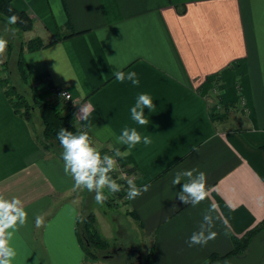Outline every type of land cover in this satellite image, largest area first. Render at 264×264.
Masks as SVG:
<instances>
[{"label": "crops", "instance_id": "crops-1", "mask_svg": "<svg viewBox=\"0 0 264 264\" xmlns=\"http://www.w3.org/2000/svg\"><path fill=\"white\" fill-rule=\"evenodd\" d=\"M9 1L32 19L27 38L42 42L23 49L33 90L57 104L52 86L65 87L92 144L125 152L136 187L149 185L126 200L152 248L148 264H202L263 217L264 0ZM117 70L135 72L139 84L118 81ZM25 86L18 90L27 94ZM145 93L155 107L139 125L131 108ZM81 106H90L86 119ZM125 128L151 144L119 143ZM39 130L14 111L0 81V197H18L28 212L25 225L7 230L12 264H88L75 232L87 209L63 157L38 143ZM190 169L207 178L209 197L196 206L177 196L189 178L172 184ZM213 204L215 238L190 245L194 232L208 230Z\"/></svg>", "mask_w": 264, "mask_h": 264}, {"label": "clouds", "instance_id": "clouds-1", "mask_svg": "<svg viewBox=\"0 0 264 264\" xmlns=\"http://www.w3.org/2000/svg\"><path fill=\"white\" fill-rule=\"evenodd\" d=\"M9 11L11 12L12 9L9 8ZM18 22L21 21L16 14L7 18L9 25H15ZM6 47V40L0 38V56L4 54ZM126 78L133 85L139 84V79L135 72H129L126 75L123 71H116V79L118 81L124 82ZM154 107L155 104L148 94H140L135 106L131 108L132 119L139 125L148 124L144 109L147 108L152 111ZM89 112L90 106H81L79 110V114H83L85 119ZM57 139L60 141L64 150L62 154L65 162L64 171L66 174L71 175L77 189H87L89 192H94V199L97 204H103L108 199V194H115L121 191L122 186L110 175V173L119 170V166L114 157L107 154L102 155L100 151L92 146L87 132L73 134L68 129H61L57 134ZM118 142L127 145L130 149L141 142L148 145L152 141L150 137H142L135 128L131 131L125 128L118 136ZM125 154V152H121L119 149L115 152V155L119 156H124ZM183 177L189 179L182 184L181 191L177 194L182 203L196 206L209 197V192L206 187L207 178L204 172L194 169L183 170L182 173L178 171L172 180V184L180 185ZM127 184V195L129 199H135L149 188V185L137 188L132 179H128ZM105 189H107L108 194L105 193ZM21 204L22 201L18 197L12 198L11 200L0 197V264H12L13 259L17 255L14 248L10 246L12 232H8L7 230L17 228L18 222L19 225H25L27 223L28 212L21 207ZM228 207L232 209L233 205L228 203ZM214 211H217L215 204L205 212L203 217V221L209 223L208 230L194 232L189 240L190 245H206L209 240L215 238L216 233L211 231L214 219L212 213ZM215 219H220L226 223L219 215ZM43 223V217L37 216L35 219L36 226L40 227Z\"/></svg>", "mask_w": 264, "mask_h": 264}, {"label": "trees", "instance_id": "trees-1", "mask_svg": "<svg viewBox=\"0 0 264 264\" xmlns=\"http://www.w3.org/2000/svg\"><path fill=\"white\" fill-rule=\"evenodd\" d=\"M9 8L12 9L11 12L9 11ZM13 14H16L21 21L15 24V27L19 28L20 30L30 29V27L32 26V19L30 16H28L25 10L14 7L9 0H0V19L7 23V18ZM41 44V40L38 36L35 35L28 37L27 39H21L17 48L15 59L16 69L21 78V81L28 86L29 95L26 94L24 90L23 92L16 88V85L13 84L10 80L7 70L5 71V75L0 71V81L2 85H4L6 93L9 95L10 102L15 112L22 115L26 119L31 118L34 112L38 113L41 121V128L35 134V137L38 143L42 145L44 149H48L47 143L52 139L60 144V141L57 139V134L61 129H68L69 131L73 132V134H80L81 132L87 131H85L80 125L76 123L74 104H66V109L62 110L63 106L57 105L51 99L41 98L35 92V90H33L32 83L29 78L28 66L23 54V49L37 48ZM8 49L9 44H7V51ZM6 61L7 58H4L0 61L1 67L3 66L2 68L5 67ZM225 104L227 105V103ZM88 135L91 140V135L89 133ZM92 146L100 151L102 155L105 154V150L109 149L104 146L96 147L94 144H92ZM60 156H62V154ZM126 170L129 171L132 170V168L126 165ZM123 190L124 188L122 187L121 191L117 192V194L121 195ZM109 195L107 200H111V195ZM127 212L131 211L127 210ZM94 221L95 215L91 209H88L87 211L82 213H78L75 219V232L84 252V256L86 259L88 257H92L91 259L93 260L98 255L97 249H105L110 244V241L98 230ZM261 228H264V215L254 225L249 227L243 234H241L240 236H233L232 248L227 253L221 256L217 253H212L204 263L216 257H226L232 254L242 253L247 247L252 235ZM151 249L152 248L150 247V249L148 250V256L151 254ZM88 264L98 263H92L91 261H89Z\"/></svg>", "mask_w": 264, "mask_h": 264}, {"label": "rangeland", "instance_id": "rangeland-1", "mask_svg": "<svg viewBox=\"0 0 264 264\" xmlns=\"http://www.w3.org/2000/svg\"><path fill=\"white\" fill-rule=\"evenodd\" d=\"M29 35H31V30H20L14 25H9L0 19V38L5 39L7 44H9L8 51L6 47L4 54L0 56V61L7 58L4 68H2L3 66L1 67L0 64V71L4 75L6 74L5 71H8L10 80L13 84L16 83L15 85L17 89H21L25 86L20 80L21 78L16 69L15 59L17 48L19 46V41L21 39H27V36ZM29 78L31 79L30 73ZM26 87L27 85L25 88ZM26 91L29 95L28 88ZM32 119L37 124V127L39 126L41 128V121L37 112L33 113ZM47 147L51 152H55L59 155L63 154V147L54 139L47 143ZM119 158L122 159V157ZM105 193L108 194L107 192ZM75 194H79V200L83 210L91 209L94 212V223L96 227L101 234H103L110 241L107 248L97 249L98 255L94 260L91 259L92 257H88V262L91 261L92 263L98 264H116V262L120 259L126 264L127 260L135 258V254L138 250V252L142 255H140V257L144 259L141 264H148V259L145 257L148 249V244L146 243L148 238L144 236L141 230H139V227L133 217L127 214L126 208L129 204L127 201H121L122 197L120 194H116L115 196L111 195V200H106L103 204H97L94 199L95 193L89 192L87 189L81 190L76 188ZM107 252L114 253V256L109 257ZM128 254L130 257L128 256L129 258H126Z\"/></svg>", "mask_w": 264, "mask_h": 264}, {"label": "water", "instance_id": "water-1", "mask_svg": "<svg viewBox=\"0 0 264 264\" xmlns=\"http://www.w3.org/2000/svg\"><path fill=\"white\" fill-rule=\"evenodd\" d=\"M264 256V228L254 233L242 253L216 257L204 264H261Z\"/></svg>", "mask_w": 264, "mask_h": 264}, {"label": "built area", "instance_id": "built-area-1", "mask_svg": "<svg viewBox=\"0 0 264 264\" xmlns=\"http://www.w3.org/2000/svg\"><path fill=\"white\" fill-rule=\"evenodd\" d=\"M52 91L53 93L55 94L56 96V102H57V105L59 106H63V105H66V104H72V100H71V95H70V92L65 88V87H62L61 85L59 84H56L54 86H52ZM217 106H220V103H216ZM224 109H226V107H223ZM105 154L107 155H110V156H113L117 165L119 166V170L118 171H115L113 173H110V175L117 180V183H119L123 188V192L121 193V201H125V200H128V195H127V189H128V184H127V180L128 179H133L134 175H135V171L133 170H126V163L120 159L119 157H122V156H119V155H115V152L116 150H113V149H107L105 150ZM105 192H107V189H105ZM108 193V192H107ZM117 193L115 194H110V195H113L115 196Z\"/></svg>", "mask_w": 264, "mask_h": 264}, {"label": "flooded vegetation", "instance_id": "flooded-vegetation-1", "mask_svg": "<svg viewBox=\"0 0 264 264\" xmlns=\"http://www.w3.org/2000/svg\"><path fill=\"white\" fill-rule=\"evenodd\" d=\"M107 248V247H106ZM115 251H117V250H115ZM107 254H108V256L109 257H112V256H114V253H110V252H107ZM140 253L138 252V250H137V253L135 254V258L134 259H131V260H127L126 261V264H141V263H143L142 261L144 260L143 258H141L140 257ZM130 257V255L128 254L127 256H126V258H129ZM142 256V255H141ZM118 259V258H117ZM120 261V262H119ZM119 261H117L116 262V264H125L122 260H120L119 259ZM261 261L263 262H261V264H264V256L262 257V259H261Z\"/></svg>", "mask_w": 264, "mask_h": 264}]
</instances>
